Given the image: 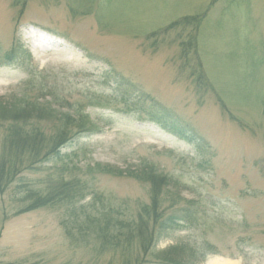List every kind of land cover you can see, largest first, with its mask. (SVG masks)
<instances>
[{"label": "rangeland", "instance_id": "1", "mask_svg": "<svg viewBox=\"0 0 264 264\" xmlns=\"http://www.w3.org/2000/svg\"><path fill=\"white\" fill-rule=\"evenodd\" d=\"M138 95L186 124L200 149L122 102ZM0 100L47 104L52 114L27 122L45 132L62 112L89 128L61 162L0 187V264L141 257L135 237L128 247L102 236L154 199L166 213L190 202L195 221L139 264H264V0H0ZM10 113L0 110V155ZM24 187L62 193L25 210Z\"/></svg>", "mask_w": 264, "mask_h": 264}, {"label": "trees", "instance_id": "2", "mask_svg": "<svg viewBox=\"0 0 264 264\" xmlns=\"http://www.w3.org/2000/svg\"><path fill=\"white\" fill-rule=\"evenodd\" d=\"M22 51L25 53L27 52L23 49ZM13 52L14 48L6 53L5 56L8 55L9 57ZM7 60L9 64H11V59L8 58ZM122 102H124L125 105L130 104L135 108L139 105L138 110H141L150 121L160 124L164 129L175 134L180 139L186 140L196 149H200L202 139L153 98H150L148 95H138L135 97H127ZM39 105L40 106L36 107L24 102L20 107H15L16 105L9 101L0 100V110L11 112L5 119V123L7 124L4 127L5 148L0 155V187L13 181L18 172L33 169L36 162H39V165L44 162H61L68 155V152H64L65 149L72 150L75 144L77 145L80 143L81 138L88 136L86 133L89 128L86 129L82 125L84 124L82 119L86 116L82 117L80 115L76 123H72L74 120L70 115L62 112V118H64L65 123L52 132L43 131L36 122L33 124L27 123L31 118L37 119L42 116L43 113L52 114L47 104ZM33 113L36 114V117L33 116ZM19 119L23 120L24 123L22 122V125H24V127L26 126V128L21 124L17 125V122L20 121ZM69 126H75L76 128L71 127L74 128L73 130L70 129ZM151 172L153 173V178H156L155 176L160 177L153 172V169H151ZM129 176L136 178L137 175L131 171ZM46 177L47 179L45 180L47 182L49 181L50 175L48 174ZM149 178L151 177L149 176ZM62 180L63 177L60 175L58 178L60 187L67 185L66 182L61 183ZM151 181L153 185L156 186L155 182L153 180ZM3 183L5 184L3 185ZM150 192L153 197L151 190ZM20 193L19 197L26 202L25 210H31L44 206L48 202L51 203L56 197H59L62 192L49 196L43 194L41 191L31 190L30 187H24ZM188 203L189 205L179 207L172 212H168L171 213L168 214L165 211L160 212L157 210L154 199V203H151L149 206H142L141 210L135 216V219L130 220L128 225L123 222L119 224L118 222L109 224L108 227H110L112 233L109 234L108 232L110 229H107V231L104 232L107 234L102 237L118 245L120 243L123 244L121 239L124 236V243L128 247L133 245L132 238L135 237L139 242V248L142 250L141 257L138 256L133 259L127 257L125 260L121 261V264H139L141 263L139 260L145 259V252L148 251L153 243L162 237H166L170 232L180 227H190L194 223L196 209L191 206L190 202ZM124 229L125 231H123ZM147 260L149 261V259ZM146 264L177 263L156 258L154 262H148Z\"/></svg>", "mask_w": 264, "mask_h": 264}, {"label": "bare ground", "instance_id": "3", "mask_svg": "<svg viewBox=\"0 0 264 264\" xmlns=\"http://www.w3.org/2000/svg\"><path fill=\"white\" fill-rule=\"evenodd\" d=\"M225 264H233V263L228 262V263H225Z\"/></svg>", "mask_w": 264, "mask_h": 264}]
</instances>
